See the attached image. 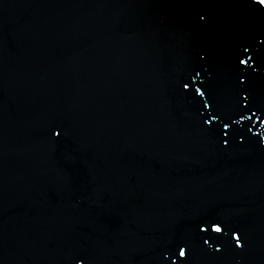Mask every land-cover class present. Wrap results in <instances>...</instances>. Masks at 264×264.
<instances>
[{
	"label": "water",
	"instance_id": "water-1",
	"mask_svg": "<svg viewBox=\"0 0 264 264\" xmlns=\"http://www.w3.org/2000/svg\"><path fill=\"white\" fill-rule=\"evenodd\" d=\"M6 3L75 264H264V5Z\"/></svg>",
	"mask_w": 264,
	"mask_h": 264
},
{
	"label": "snow or ice",
	"instance_id": "snow-or-ice-1",
	"mask_svg": "<svg viewBox=\"0 0 264 264\" xmlns=\"http://www.w3.org/2000/svg\"><path fill=\"white\" fill-rule=\"evenodd\" d=\"M258 3L264 5V0H258ZM240 63H241V64H244V63H246V61L241 60ZM215 231L219 232V231H220V228H218V227L215 228ZM180 255H181V256H184V255H185V252H184L183 249L180 250Z\"/></svg>",
	"mask_w": 264,
	"mask_h": 264
}]
</instances>
